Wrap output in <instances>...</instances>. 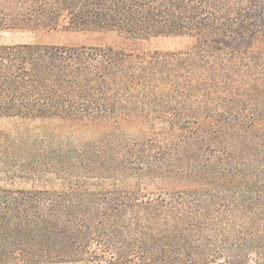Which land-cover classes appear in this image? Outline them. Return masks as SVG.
Wrapping results in <instances>:
<instances>
[{"label": "trees", "instance_id": "1", "mask_svg": "<svg viewBox=\"0 0 264 264\" xmlns=\"http://www.w3.org/2000/svg\"><path fill=\"white\" fill-rule=\"evenodd\" d=\"M61 27L192 44L0 45V264H264V0H0Z\"/></svg>", "mask_w": 264, "mask_h": 264}, {"label": "rangeland", "instance_id": "2", "mask_svg": "<svg viewBox=\"0 0 264 264\" xmlns=\"http://www.w3.org/2000/svg\"><path fill=\"white\" fill-rule=\"evenodd\" d=\"M21 43H42L71 46H101L113 47L125 52H147L152 50L180 51L192 44L188 36H159L146 40H133L122 32L107 29H72L57 28L53 30H17L1 29L0 45ZM18 124L14 118H0V129H12ZM0 184H5L0 178ZM33 183L28 180L15 179L13 187H30ZM64 264H92V263H64ZM97 264V263H96ZM103 264V263H98Z\"/></svg>", "mask_w": 264, "mask_h": 264}]
</instances>
